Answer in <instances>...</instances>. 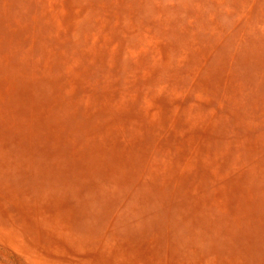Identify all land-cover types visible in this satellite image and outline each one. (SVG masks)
<instances>
[{
	"label": "rangeland",
	"instance_id": "obj_1",
	"mask_svg": "<svg viewBox=\"0 0 264 264\" xmlns=\"http://www.w3.org/2000/svg\"><path fill=\"white\" fill-rule=\"evenodd\" d=\"M0 264H264V0H0Z\"/></svg>",
	"mask_w": 264,
	"mask_h": 264
}]
</instances>
